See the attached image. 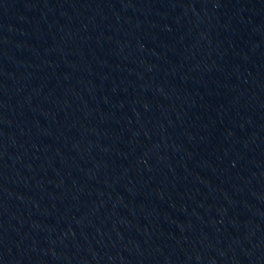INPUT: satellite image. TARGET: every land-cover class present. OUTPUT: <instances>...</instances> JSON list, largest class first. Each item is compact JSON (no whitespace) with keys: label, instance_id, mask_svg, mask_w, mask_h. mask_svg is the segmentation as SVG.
Returning a JSON list of instances; mask_svg holds the SVG:
<instances>
[{"label":"water","instance_id":"95a60500","mask_svg":"<svg viewBox=\"0 0 264 264\" xmlns=\"http://www.w3.org/2000/svg\"><path fill=\"white\" fill-rule=\"evenodd\" d=\"M237 0H0V264H58L180 105Z\"/></svg>","mask_w":264,"mask_h":264}]
</instances>
